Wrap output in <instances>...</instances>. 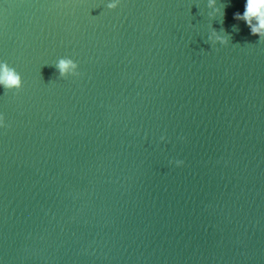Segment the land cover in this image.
I'll return each mask as SVG.
<instances>
[{"label": "water", "instance_id": "water-1", "mask_svg": "<svg viewBox=\"0 0 264 264\" xmlns=\"http://www.w3.org/2000/svg\"><path fill=\"white\" fill-rule=\"evenodd\" d=\"M216 6L0 0V264H264V42Z\"/></svg>", "mask_w": 264, "mask_h": 264}, {"label": "clouds", "instance_id": "clouds-1", "mask_svg": "<svg viewBox=\"0 0 264 264\" xmlns=\"http://www.w3.org/2000/svg\"><path fill=\"white\" fill-rule=\"evenodd\" d=\"M122 0H106V7L109 10L117 9ZM207 4L211 11L209 12L210 19H214L217 14L223 17L224 13L216 6V0H207ZM236 20L245 22L249 33L258 38L259 42H264V0H244L243 12H236L233 15ZM210 34L207 43L210 47L216 45L228 46L232 42V34L224 29L217 31L211 24L208 25ZM53 67L58 72V78L67 79L69 77L81 76L80 65L71 56L59 57L53 64ZM0 88L5 93L19 92L23 88V77L20 72L7 61L0 60ZM8 125L5 123V117L0 114V128H5ZM164 136L161 137L163 141ZM176 167L184 165L183 160L171 161Z\"/></svg>", "mask_w": 264, "mask_h": 264}]
</instances>
